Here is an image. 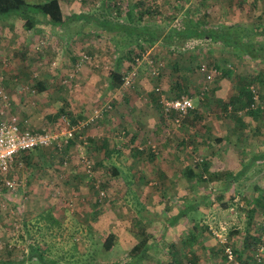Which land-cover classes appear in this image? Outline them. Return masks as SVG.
I'll return each instance as SVG.
<instances>
[{"label": "rangeland", "instance_id": "obj_1", "mask_svg": "<svg viewBox=\"0 0 264 264\" xmlns=\"http://www.w3.org/2000/svg\"><path fill=\"white\" fill-rule=\"evenodd\" d=\"M137 1L61 0V5L64 14L94 10L113 17L116 16L113 2H118L124 11L128 4ZM140 1L144 2L146 18L156 20L166 16L162 19H170L166 23L172 25L188 9L197 16L206 10L207 21L213 24H264V0ZM182 3H185L183 7ZM11 19L12 23L0 19V73L6 71L12 84L23 81L25 89L18 94L25 105H41V96L35 95L44 87L40 90L36 87L34 92L30 85L43 78L51 85V90L43 93V99L49 101L45 111L64 106V114L72 122L86 121L95 109L101 113L85 125L81 141H72L59 152L45 148L46 154L56 153L57 157H52L50 164H43L45 173L42 172L41 180L45 188L41 192L34 191V186L24 191V184L15 173L22 176L19 170L22 167L12 165L7 173L0 175V260L26 253V238H30L39 241L48 256L52 252L65 254L52 258L67 260L70 264L75 260H84L83 264L124 261L142 230L159 235L161 226L156 218L157 222L174 218L185 203L204 199L209 188L214 194L205 198L206 205L194 212L201 225L226 222L230 232L234 221L238 223L236 216L245 224L246 218L237 212L238 206L240 202L250 205L253 196L250 197V189L257 177L261 176L264 182L263 157L255 160L250 166L254 170L246 169L245 173H249L233 182L221 198L217 197L216 190L219 182L186 181L181 171L189 165L200 172L204 161L210 172L231 171L247 162L253 153L264 154V112L258 117L249 115L248 121L242 119L248 114L244 113L241 95V86L245 84L254 96L264 100V47L255 49L256 57L249 58L236 56L238 49L226 50L206 39L192 40L187 44L189 51L182 53L156 44L122 61L119 67L122 74L136 72L130 87L109 89L106 85L110 72L116 69L117 53L107 33L97 34V29L89 24L84 33L68 38L60 27L41 23L25 31L20 19ZM30 44L34 49L37 44L39 49L29 51ZM83 54L90 60L83 59ZM209 61L214 66H207ZM174 62L181 64L179 70L174 69ZM202 66L210 72L211 79L206 78ZM226 68L232 71L229 76H224ZM153 69L157 75L152 74ZM23 72L37 76L25 80ZM182 75L189 80L195 112L182 118L180 125L164 118V126L156 128L163 114L158 92L166 99L173 98L177 93L174 83ZM69 79L71 86L60 85L61 80L69 82ZM197 87L202 88L199 94L194 93ZM56 95L59 103L54 105L50 101ZM234 106L239 109L236 113ZM98 142L107 143L108 156L95 146ZM227 152L233 159L221 158ZM4 179L14 180L20 190L7 188ZM218 203L234 204L235 210L231 213L227 209L226 214ZM191 224H184L186 231ZM110 233L115 235L114 248L106 251L100 240ZM169 243L166 238L160 241L161 247ZM10 244H13V255L8 252ZM164 256L160 255L166 261ZM154 261L156 258L150 264Z\"/></svg>", "mask_w": 264, "mask_h": 264}, {"label": "trees", "instance_id": "obj_2", "mask_svg": "<svg viewBox=\"0 0 264 264\" xmlns=\"http://www.w3.org/2000/svg\"><path fill=\"white\" fill-rule=\"evenodd\" d=\"M186 1L187 0H185V2ZM113 3V6H116V12L113 15L116 16L112 17L107 16L100 11L97 13L94 10L88 12L64 14V11L62 10L61 0H44L41 2H33L30 0H0V19L2 21H5V23H12L13 19L11 18L20 19L25 31L34 29L36 26H38V24L41 23L57 26L64 29V31L67 33L68 38H71L73 35L84 33L87 25L89 24H91V26L93 25V27L97 29L95 33H107L109 40L114 45V51L117 53L116 69L110 72L107 82V88L109 89L119 88L121 84V77L123 75L120 72L119 67L125 57L132 58L135 55L138 56L145 52L146 49H150L156 44H159L162 47L171 48V50L173 51H181L179 53H182L183 51H189L190 46H187V44L191 43L192 40L198 41V39H206L211 43H218L220 46H222L223 49L226 50L233 51L238 49L240 51L237 50L239 53H236V56H245L249 58H251L253 55L256 57L255 49L264 47V24L261 23L254 24L252 26L244 25L241 23L213 24L207 21V17L209 16V14L206 10L203 11L202 14L197 16L194 15V12L192 13L191 10L188 9L185 10L181 18H179L178 21L174 25H172L171 23H166L170 19H162L166 18V16H163L162 18L156 20H153L150 17L146 18L147 11L144 10V2L140 0L130 5L128 4L126 10L124 11H122V7L118 2ZM184 4L185 3H182L181 6L183 7ZM203 4L205 7L207 5V2L204 1ZM195 10H197V8H195ZM254 42L258 44L256 47H253L251 45ZM197 44V47H199V43ZM35 48L36 49L32 48V44L28 46L29 51H36L37 48L39 49L37 44ZM84 55L85 54H83L82 57ZM259 55L261 56L262 53H260ZM85 60H90V58L88 57ZM173 64H175L174 69H180L181 64L178 65L177 62H174ZM212 64L213 63H211L210 61L206 63V65L209 67L214 66ZM230 72L232 71L226 68V70H224V76H229ZM15 79L17 80V78ZM188 84L189 80H187L184 75H182L179 79H176L174 86L177 90V93L173 98H178L181 95H188L189 97L193 98V93L190 92ZM38 85V82H34V84H31L30 87L33 88L35 92L36 87L38 90L43 88ZM60 85H62L63 87L64 85L69 87L71 86V80L69 79V82H64V80H61ZM201 89V87H197L194 90V93L199 94L201 92ZM159 94L162 93L158 92V95ZM241 95L243 96L242 106L245 105V114L258 117V115L264 112V100L258 97L257 99H254L253 92H251L245 84L241 86ZM237 102H239L241 106V101L237 100ZM161 106L163 114L166 117H164L162 114V117H160V121L157 124L158 126L156 128H159L161 125L164 126L165 119H169V121L176 125L175 119L177 115L175 113L166 115L163 110V105ZM64 108V106H61L56 111V113H54L49 118L53 121L57 120V118L65 113ZM233 109L235 113L237 112V110L239 111L238 106H234ZM192 112H195L194 108L188 110V112L183 117H181L179 125L181 124V122H183L182 120H184L182 118H185V116H188ZM75 140L77 139H72L70 143ZM69 144L64 146L61 150L69 147ZM94 144L96 147L98 146L102 150L104 156H108L110 152L108 151V145L106 142H98L97 144ZM50 147L56 152L61 151L53 146L45 148ZM252 155H255V157H252ZM252 155V159L246 162V164L251 165L256 159H260L261 157L264 158V154L256 155L253 153ZM151 156L154 155L151 153ZM248 165H245V168L242 167L236 172L226 171L227 169H217L213 172H210L209 166L206 164V161H204L200 172H195L192 166L187 165L181 171V175L185 177L186 181L190 182L194 181L195 179H199V181L205 182H219L220 186L216 190L218 191L217 197L221 198L223 193L230 189L231 186H233V182L235 183L242 178L243 174L246 172V169L249 167ZM85 174L90 175L89 173ZM206 191L207 192L203 195L204 199L209 197V195L214 194V191L211 188ZM250 192V197L252 196V194L253 196L250 198V208L247 209V211H249V215L245 221V224L248 225V230L246 231H249L246 234V239H248L250 243H254V254L253 256L250 254V257L256 263H260L262 261V255L264 253V247L259 253V246H264V222H262V219L264 217V189H261L259 185L254 184ZM134 197H136V195H134ZM204 199H199L197 201L195 200L193 202L189 201L185 203L182 208L176 211L174 218H171L168 221L166 219L159 221L158 224L161 226L159 235H156L152 232H144V230H142L141 234H138L140 237L138 238L137 242L130 248L129 251H127L125 260L113 262L111 264H150L151 261L154 260V258H156V262L154 261V264H195L198 260V257L193 252H177L174 248V244H172L171 242V244L169 243L168 245L166 244V246L161 247L160 241L165 240L166 233L171 226L179 223L181 219L184 220V218H186L189 222L190 220L195 221L192 222L191 229H195L196 233H200V236H202L203 233L210 234L211 230L208 227V223L207 225L205 224L203 226L201 225L202 223H200L194 216V212L198 208H202V205H206L204 203ZM257 214L259 215V218L257 221H255V217ZM190 216L192 217L189 218ZM114 238L115 235L113 233H110L104 240H100L104 250L110 251L114 248ZM32 240L30 238H26V243L28 242L26 253L23 252L20 256H12V258L4 261L0 260V264H25L27 261L34 264L71 263L67 260L53 259V256H58L57 258H60V256L62 257L65 254L59 253L58 255H56L58 252H52L53 255L50 254V256H48V251L45 252L42 248H40L39 241ZM218 242L220 241L218 240ZM15 244L16 243H14V246ZM10 246L11 247H9L10 249H8V252L10 254L12 253L13 255V244H10ZM224 246H231L236 257L237 249L227 238L226 243L220 245V247H216L219 251V259H223V261L225 260V254L223 252ZM159 254L163 256L165 255L164 257L166 261L162 260ZM84 262V260H75L74 264H83ZM246 262L250 263L249 261ZM246 262H244V264H247ZM87 264H91V261L87 262Z\"/></svg>", "mask_w": 264, "mask_h": 264}, {"label": "crops", "instance_id": "obj_3", "mask_svg": "<svg viewBox=\"0 0 264 264\" xmlns=\"http://www.w3.org/2000/svg\"><path fill=\"white\" fill-rule=\"evenodd\" d=\"M23 73L25 75V77H24L25 80H27V78L31 79L32 76H34V77L37 76L36 73H34V74H30V72L29 73L23 72ZM2 74L0 73V85L5 90V92L8 95V98H9V105H8L9 109L8 110L12 109V110H14L13 112H15V113L18 112V114H14V113H12V110L9 111L10 113L18 116L22 127H27L29 129H33L34 131H39V130H42L43 128L49 127L52 123L57 122L58 118H57V120L53 121L49 117L52 116L54 113H56L58 108L56 110L51 111V112L45 111V109L48 108L47 102H49V101L47 100V98H46V100L43 99L45 97V95L43 93L46 94L47 91L51 90V85L48 83V81H46V79L39 78V79L35 80L36 77L34 78L35 82L39 83L38 86L44 87L40 92L38 91L39 93L37 92L38 94L35 95V97L38 95L41 96V99L39 100L41 105H38L37 107H28V105H25L24 99H21V96L18 94V92H22L25 89V88H23L25 86V85H23V81H21V83L17 84L18 85L17 86L16 83L12 84L10 82L6 71L2 72ZM93 81L95 84L96 80L94 79ZM106 86L108 87V84ZM26 88H28V86H26ZM55 97L56 98H54V100L50 101V103H52L54 105H56V103H59L58 96L56 95ZM11 99L13 100V102L11 101ZM248 118H250L249 115L245 118H242V119H244L245 121H248ZM36 149H37V151H41V153H36V151H35ZM45 150H46L45 147L44 148H35L32 151L30 150L28 152L22 153V155L20 157L15 158L13 160L12 165L14 168L16 166L22 167L19 169V170H22V173H23L22 176H20L19 173L17 174V171H15V173L17 175V178H19L23 182L24 191L27 190V187H29L31 189L32 186L35 187L34 191L39 190L40 192L43 190V187L45 188V185L42 183L43 180H41L42 177L44 176L42 174V172L45 173L44 172L45 171L44 165L50 164L52 162V157H57L56 153L55 154L54 153H47L46 154V151H48V150H46V151ZM256 155H258V154H256ZM227 157L230 160L233 159L232 156H229V152L222 155L221 158L227 159ZM252 157H255V155H252ZM252 157L248 158V161H250L252 159ZM253 159H256V158H253ZM258 160H260V159H256V161H258ZM53 164L54 163H52V166H53ZM241 165L242 166H240L239 168L238 167L235 168L234 169L235 171L234 170H231V171L236 172L248 164H246V162H243ZM251 165H248L249 166L247 168L248 170L249 169L254 170V169L250 168ZM229 167L230 166H228L227 168H229ZM263 171L264 170H262V172ZM248 173H244L243 176H246V174H248ZM251 174L252 173H250V175ZM49 177L52 178L51 174ZM260 178H261V176L257 177L256 181H254V184L257 183V185H259L260 188L264 189V182L263 181L261 182L262 179H260ZM54 179L56 180L55 177H54ZM36 180H38V181H36ZM252 187H251V189H252ZM224 193H226V191ZM225 197H227V196H225ZM218 204L220 205L219 208H221L222 211H225L224 213L227 214V209L229 208V204H228V206L226 205V203H222V205L220 203H218ZM238 207L239 208H238L237 212L241 213L243 218L247 219L248 215H249V211H247V209L250 208V206L249 205L247 206L244 202H240ZM242 209L244 211H246L247 213L243 212ZM245 214H247V216H245ZM236 218H239L238 223H236L234 221L233 228L230 229V232L227 235L228 240L231 241V244H233V246L237 249V255H236L234 260H228L226 255H225L224 261H223V259H219L220 255H218L219 251L216 247H220V245H223V244L218 242V239L213 234L203 233V235L200 236V233L199 234L196 233L195 229H193V230L191 229V226H189L190 230L186 231L184 228V224L186 222H189L187 219L186 220L181 219L179 223H176L174 226H171L170 229L172 228V231L171 232L168 231L167 236L165 238L168 239V241H170L172 244H174V248L177 252L190 251V252H193L195 255H197L198 260L195 264H237L239 262L244 263L246 261L250 262V263L246 262L247 264H264V253L262 255L263 257H262V261L260 263H256L250 257V254L252 256L254 254V251H253L254 243H250V241L248 239H246V234H247V232H249V231H246V230H248V225L244 224L243 221L239 222L240 217L236 216ZM255 218H256L255 221H257L259 218V215L257 214ZM155 220L157 222V218ZM158 223H159V221L157 222V224ZM189 223L191 224L192 222L190 221ZM188 233H189V235H188ZM186 245H187V247H186ZM250 259H252V260H250Z\"/></svg>", "mask_w": 264, "mask_h": 264}, {"label": "built area", "instance_id": "obj_4", "mask_svg": "<svg viewBox=\"0 0 264 264\" xmlns=\"http://www.w3.org/2000/svg\"><path fill=\"white\" fill-rule=\"evenodd\" d=\"M83 58L87 59L86 55ZM205 72L206 78L211 79L212 75L205 67H201ZM152 74L157 75L155 69ZM136 76L135 70H131L121 77L120 89H126L131 86L134 77ZM159 91V88H156ZM257 95L254 99H257ZM160 101L163 105V110L166 115L175 113L177 115L175 122L179 125L181 117H183L188 110L193 108L192 98L188 95H181L178 98L166 99L161 94ZM0 175L7 173L12 166L15 158H18L24 152L39 147L53 146L61 150L64 146L68 145L72 139L81 141L83 138V129L89 121L99 117L100 109H95L94 114L87 118L86 121L72 122L66 114H62L57 122L52 123L49 127L43 128L39 131H34L27 127H22L18 116L7 113L6 110L9 105V98L5 90L0 85ZM89 167V165H88ZM89 169V168H88ZM4 184L12 191H19L20 188L14 180L4 179ZM231 213L235 210V205H230L228 208ZM264 222V217L262 219ZM211 233L224 244L227 242L229 225L226 222H218L217 225L209 224ZM263 245L259 246V253L263 249ZM224 253L228 260H234L235 255L231 246H224ZM244 264V263H237Z\"/></svg>", "mask_w": 264, "mask_h": 264}, {"label": "clouds", "instance_id": "obj_5", "mask_svg": "<svg viewBox=\"0 0 264 264\" xmlns=\"http://www.w3.org/2000/svg\"><path fill=\"white\" fill-rule=\"evenodd\" d=\"M230 228V227H229Z\"/></svg>", "mask_w": 264, "mask_h": 264}]
</instances>
